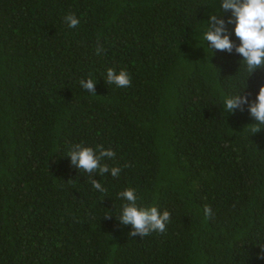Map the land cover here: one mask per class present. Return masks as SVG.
I'll return each mask as SVG.
<instances>
[{"label": "trees", "instance_id": "16d2710c", "mask_svg": "<svg viewBox=\"0 0 264 264\" xmlns=\"http://www.w3.org/2000/svg\"><path fill=\"white\" fill-rule=\"evenodd\" d=\"M220 4L0 0V264H264V128L224 107L255 101L264 69L209 48L213 14L240 43ZM108 68L131 85H108ZM77 143L115 152L102 163L119 176L92 177L105 192L71 165ZM129 187L170 212L165 232L128 235Z\"/></svg>", "mask_w": 264, "mask_h": 264}, {"label": "clouds", "instance_id": "9594fccd", "mask_svg": "<svg viewBox=\"0 0 264 264\" xmlns=\"http://www.w3.org/2000/svg\"><path fill=\"white\" fill-rule=\"evenodd\" d=\"M220 7L225 11H231V17L227 20L228 24L233 23L232 18H235L233 31L240 43L237 45L230 39L226 21L213 14L209 16L207 30L204 33V39L208 42L209 48L229 53L234 50L243 57L249 74L256 69H264V0H221ZM64 19L71 28L77 27L80 23L79 19L71 13ZM103 50L102 45L98 43L96 54L99 55ZM105 81L108 85L114 84L117 87L131 85V77L124 69L116 71L113 68H108ZM95 83L96 80L94 81L91 76L87 80H80L81 87L93 94L95 93ZM244 105H247L250 116L256 121L253 133L264 128L261 127L264 125V85L260 86L255 101L249 102L247 96L240 95V93L226 98L224 101V107L229 113L235 109L243 110ZM67 156L70 157L71 165L88 174L92 187L100 192H105L106 189L99 181L92 178L94 174L110 173L112 177H118L121 172L119 166L109 168L106 163H102L104 158L115 157V152L110 148L105 149L103 145L93 148L82 143L73 144ZM127 166L125 165V167ZM118 195L126 203L123 204L117 219L123 225H132V230L128 233L129 236L139 235L142 238L152 232H165L171 215L169 211L165 210L161 213L156 206H139L136 190L131 187L124 189ZM204 212L206 216L210 217V206H205ZM261 251L264 252V248H261Z\"/></svg>", "mask_w": 264, "mask_h": 264}]
</instances>
